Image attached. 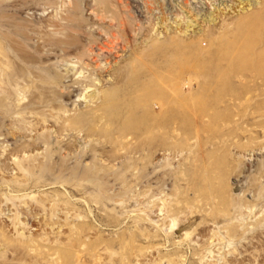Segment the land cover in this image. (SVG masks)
Masks as SVG:
<instances>
[{"label": "rangeland", "instance_id": "obj_1", "mask_svg": "<svg viewBox=\"0 0 264 264\" xmlns=\"http://www.w3.org/2000/svg\"><path fill=\"white\" fill-rule=\"evenodd\" d=\"M253 15L0 0V264H264V35L225 45Z\"/></svg>", "mask_w": 264, "mask_h": 264}, {"label": "bare ground", "instance_id": "obj_2", "mask_svg": "<svg viewBox=\"0 0 264 264\" xmlns=\"http://www.w3.org/2000/svg\"><path fill=\"white\" fill-rule=\"evenodd\" d=\"M261 35H264V23L261 18L257 15L247 16L238 21L231 42L225 45L232 50L231 53H234V56L245 59V53L261 41Z\"/></svg>", "mask_w": 264, "mask_h": 264}]
</instances>
